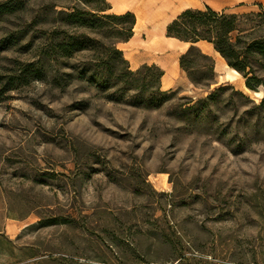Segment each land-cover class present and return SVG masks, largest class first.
Here are the masks:
<instances>
[{
  "label": "rangeland",
  "instance_id": "374dc122",
  "mask_svg": "<svg viewBox=\"0 0 264 264\" xmlns=\"http://www.w3.org/2000/svg\"><path fill=\"white\" fill-rule=\"evenodd\" d=\"M145 1L126 0L127 11ZM158 1L169 22L205 5L264 12V0ZM72 6L87 9L0 0V86L13 80L0 100V240L11 242L0 264H264V61L250 60L254 89L224 60L227 80L215 72L196 88L184 71L187 84L164 90L155 70L128 71L155 64L112 55L110 71L99 42L112 28L78 26ZM71 41L85 44L64 56ZM144 43L133 49L155 57L190 46ZM195 55L191 75L205 82L202 64L216 61Z\"/></svg>",
  "mask_w": 264,
  "mask_h": 264
},
{
  "label": "trees",
  "instance_id": "16d2710c",
  "mask_svg": "<svg viewBox=\"0 0 264 264\" xmlns=\"http://www.w3.org/2000/svg\"><path fill=\"white\" fill-rule=\"evenodd\" d=\"M87 9H80L76 6L68 8L70 11L65 14L74 21L78 26L91 29L95 26L101 28H109L110 33L105 38H110L108 43L99 42L103 47L109 51L106 64L109 70L116 67L115 59L119 58L121 61L128 63L124 59L123 52L117 47V43L128 41L133 35V28L136 24V17L134 13L126 11L123 14L107 13L112 7L107 0H80ZM246 17V20L253 23L248 28L242 27L241 19ZM259 18L260 20H257ZM112 24L120 25L118 29H114ZM259 32V33H258ZM166 36L178 39L183 42L190 43L189 48L179 58L180 68L186 72L191 83L196 88H210L214 83L216 74L214 66L202 64L203 67L209 68V75L206 76L205 82L195 80L190 72V69L196 67L195 53L203 59L210 57L200 51L196 45L199 41H205L212 44L215 51L226 61L229 67L234 68L241 73L246 79V86L254 89V86L262 84L261 79L254 75L253 65L250 60L254 62L264 61V12L250 13L249 15L239 13L219 12L205 5L203 8L189 7L182 10L174 19H172L166 26ZM89 39V38H86ZM91 40V39H90ZM85 42H63L59 47L64 56H72V54L79 50L77 46L84 45ZM32 65H27L23 72L28 74L33 72L36 77H40V70L34 69L31 71ZM129 68V67H128ZM142 70H155L156 77L160 82L164 71L156 65H144L135 71H129L131 74L141 73ZM28 72V73H27ZM25 73H22L24 76ZM31 74V73H30ZM252 74V75H251ZM21 75V76H22ZM13 80L9 79L0 86V100L11 90ZM222 88V87H220ZM162 95L168 93L160 91V88L155 91ZM210 93L208 96H212ZM3 246H10L11 242L6 239L5 242L0 240Z\"/></svg>",
  "mask_w": 264,
  "mask_h": 264
},
{
  "label": "crops",
  "instance_id": "0c3cea01",
  "mask_svg": "<svg viewBox=\"0 0 264 264\" xmlns=\"http://www.w3.org/2000/svg\"><path fill=\"white\" fill-rule=\"evenodd\" d=\"M107 1L111 4L112 10L118 12L130 10L127 7L126 0ZM158 3V0H146L143 4L137 5L134 10L131 11L136 15V24L133 28V35L128 41L122 43L125 44V47L120 49L132 69H136L143 64H155L159 66L164 71L160 80V86L164 90H169L176 88L179 85L187 84V77L184 75V71L180 68L178 56L169 53L168 55L155 57L153 54H150L149 51H136L133 49L134 46L141 45L140 41L145 42L143 45L146 46H161L164 43V38L185 44L183 41L166 36L165 30L169 21L163 20L164 11L162 8L160 9L157 7ZM120 6H123V8H119ZM182 9L183 8H181L180 11ZM201 42L205 41H199L196 45L198 46ZM205 43L211 46L209 47L211 49L207 50L205 53L213 56L216 61L214 64V72L224 74L225 77L224 59L220 54L219 57H215L211 51L214 50L212 44L208 42Z\"/></svg>",
  "mask_w": 264,
  "mask_h": 264
},
{
  "label": "bare ground",
  "instance_id": "6f19581e",
  "mask_svg": "<svg viewBox=\"0 0 264 264\" xmlns=\"http://www.w3.org/2000/svg\"><path fill=\"white\" fill-rule=\"evenodd\" d=\"M185 44H189V43H186V42H185ZM230 69H231L232 72L237 73V71H236L234 68H231V67H230ZM227 76L230 77L231 75H230V74H227ZM255 94H259V92H255Z\"/></svg>",
  "mask_w": 264,
  "mask_h": 264
}]
</instances>
